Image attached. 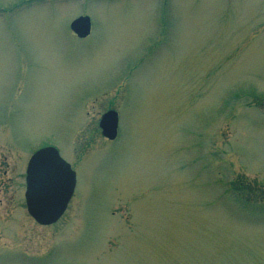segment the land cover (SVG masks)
<instances>
[{
    "label": "rangeland",
    "instance_id": "rangeland-1",
    "mask_svg": "<svg viewBox=\"0 0 264 264\" xmlns=\"http://www.w3.org/2000/svg\"><path fill=\"white\" fill-rule=\"evenodd\" d=\"M13 141L77 188L43 227L5 184L0 264H264V0H0V163Z\"/></svg>",
    "mask_w": 264,
    "mask_h": 264
},
{
    "label": "water",
    "instance_id": "water-1",
    "mask_svg": "<svg viewBox=\"0 0 264 264\" xmlns=\"http://www.w3.org/2000/svg\"><path fill=\"white\" fill-rule=\"evenodd\" d=\"M71 31L80 39L91 34L92 24L88 16L74 20ZM100 128L108 140L118 135V114L109 111L103 115ZM27 210L41 226H50L64 215L76 187V173L64 161L58 151L47 147L38 151L30 160L27 171Z\"/></svg>",
    "mask_w": 264,
    "mask_h": 264
},
{
    "label": "flooded vegetation",
    "instance_id": "flooded-vegetation-1",
    "mask_svg": "<svg viewBox=\"0 0 264 264\" xmlns=\"http://www.w3.org/2000/svg\"><path fill=\"white\" fill-rule=\"evenodd\" d=\"M7 129H9V127ZM15 143L16 142L13 141V142H9V144L7 145V147H9L8 149L10 151H12L14 154H17L15 159L12 155V159H14V160L9 164L7 157H5V155L2 156L3 164L0 163V170L2 169V167H5V170L2 174L4 176H8V175L10 176L11 175L13 177V179L6 181V180H4L5 178L0 176V193L3 194L2 189L4 188L5 184L17 185L18 184L17 179H19V181L22 180L23 184H24V190H23L24 200L23 201H24V208L26 209V198H25V196H26V191H27V170H28L29 159L27 158L28 157L27 152L22 148V146H20V148L18 149V147L15 145ZM21 171H23L22 174H21ZM8 177H6V178H8ZM4 204H5V202L3 200H0V206H2ZM4 223H6V220L0 219V224H4ZM10 229L11 230L15 229V227H11ZM11 253H15V252L11 251ZM20 256H22L23 259H27L26 255L23 254V252L20 253Z\"/></svg>",
    "mask_w": 264,
    "mask_h": 264
}]
</instances>
